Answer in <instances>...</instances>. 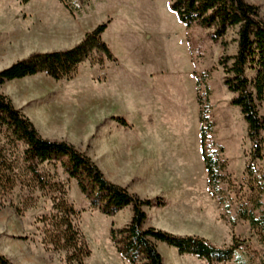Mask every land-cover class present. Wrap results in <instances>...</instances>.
Returning a JSON list of instances; mask_svg holds the SVG:
<instances>
[{"label":"rangeland","instance_id":"obj_1","mask_svg":"<svg viewBox=\"0 0 264 264\" xmlns=\"http://www.w3.org/2000/svg\"><path fill=\"white\" fill-rule=\"evenodd\" d=\"M247 1L259 7L264 19V0ZM156 2L157 12H146V7L137 10L143 7L141 5L146 3L145 0H75L74 4L80 14L72 15L59 0H0V72L34 53L71 49L81 43L87 33L107 22H110L108 28L112 25L113 30H109L104 41L117 57L122 46L114 35L115 31H120L121 24L131 19H146V25L150 27V34L154 38L157 36L155 32L159 31V44L151 51L153 57L156 52L163 59L170 39L168 33L162 32L161 24L156 23V20L168 21L170 24L180 21L169 8L170 0ZM236 32L233 29L226 34L223 40L227 43V48L224 49L221 42L216 43L210 39L209 30L193 27L188 31L191 63L200 86L199 96L204 100L207 122L212 125L209 134L215 125L216 133H221L220 138L223 139L221 141L224 146H217L215 153L225 164L219 188L229 211L225 210L213 191L215 201L222 208L219 226L210 217L179 218L177 215L182 213L174 210L172 205L168 206L165 197L148 198L158 199L163 205L145 209V228H156L177 236H198L217 248H238L237 256L232 261L219 264H237L236 259L243 264H264V243L259 241L250 224L239 218L238 213L242 205L252 209L251 184L245 170L242 176L234 177L229 169V163L237 172L243 167L242 152L246 158V169L251 151L247 124L243 118H239L236 124L231 121L230 127L236 131L235 136H229L227 132L228 120L234 113L227 111L233 108L230 105L232 95L223 85V70L219 66V59L223 55L236 54ZM174 50L177 54L182 52L178 45ZM98 58L97 54L92 56V59ZM92 59L84 62L71 80L55 81L45 74H39L0 85V94L11 99L14 106L32 121L43 138L73 145L98 163L96 164L107 180L127 188L130 193L143 200H148L146 179H139L141 173L134 171L132 166L131 169L128 168V145L134 140L131 132L134 126L125 117L111 115V105L102 111L96 106L95 90L100 85L103 90L108 87L112 67L116 65L105 61L100 66ZM211 96L213 105L210 103ZM193 113V105L184 100L183 118H164L160 121V124L165 122L168 125L166 130L171 134L180 129L187 134L190 148L195 126ZM260 113L264 116V104L260 107ZM238 114L241 116L240 111ZM118 118L124 119L127 126L120 124ZM0 140L2 143L5 141L3 136ZM208 146L211 150L215 149L212 139L208 140ZM226 153L229 154L230 161L224 156ZM40 169L56 175L67 186L68 200L78 212L76 224L91 250V255L84 264H129L113 246L110 228L112 224L116 228L129 224L131 208L124 209L114 217H107L91 208L76 180L69 178L60 163L45 164ZM256 170L259 176L264 174V160L256 163ZM27 194V191L18 188L11 198L0 202V255L6 256L13 264H68L66 253L54 252L43 243L44 228L39 220L53 213L52 202L37 194L30 205ZM261 199L264 203V195ZM157 247L165 264H208L195 256L181 255L163 243H157Z\"/></svg>","mask_w":264,"mask_h":264},{"label":"trees","instance_id":"obj_2","mask_svg":"<svg viewBox=\"0 0 264 264\" xmlns=\"http://www.w3.org/2000/svg\"><path fill=\"white\" fill-rule=\"evenodd\" d=\"M72 15H79L75 0H59ZM169 8L189 31L193 27L209 30L213 42H221L226 34L237 32V52L223 55L219 66L223 70V85L232 95L230 105L237 107L247 124V136L251 151L245 174L251 184L252 209L242 205L239 218L250 224L261 243H264V174L258 175L256 163L264 160V116L260 107L264 104V19L259 7L247 0H170ZM110 22L99 25L87 33L75 47L47 53H34L0 72V85L15 80L45 74L55 81L75 78L80 66L92 59L100 66L105 61L117 63V59L102 36ZM189 40V37H188ZM198 90H200L198 82ZM200 104V123L203 157L209 174L213 194L219 197L226 211L228 206L221 197L220 182L225 164L208 146L212 125L207 122L204 100ZM127 126L124 119H117ZM0 202L7 201L16 189L27 191L30 205L35 196L47 197L53 204V213L39 222L44 228L43 243L54 252L66 253L68 264H84L91 250L85 236L76 224L78 212L68 200L65 183L56 175L42 172L41 166L60 163L70 179H74L92 209L107 217H114L130 207L132 217L125 227L110 228V240L119 256L129 264H165L157 243L178 250L181 255L195 256L208 264L232 261L238 248H217L198 236H177L156 228H145V209L163 205L160 200H143L122 186L106 179L101 169L86 154L66 142L43 138L32 121L18 110L10 98L0 94ZM22 147V148H21ZM28 205V204H27ZM259 212V215H256ZM237 264H243L236 259ZM0 264H13L0 255Z\"/></svg>","mask_w":264,"mask_h":264},{"label":"crops","instance_id":"obj_3","mask_svg":"<svg viewBox=\"0 0 264 264\" xmlns=\"http://www.w3.org/2000/svg\"><path fill=\"white\" fill-rule=\"evenodd\" d=\"M145 1L146 3L141 5L143 7L137 10L146 7V12H157L156 0ZM169 14L174 17L171 12ZM156 23L161 24L162 32L168 33L170 39L167 41L169 46L163 59H160L156 52L153 57L151 50L159 44V31L155 32V38L152 37L146 19L128 20L121 24L123 29L115 31L114 35L121 43L122 50L116 55L118 61L115 63L116 67H112L110 85L108 84L105 90L102 85L95 90L96 106L102 111L111 105V115L125 117L134 126L131 131L134 140L128 145V168L131 169L132 166L134 171L141 173L139 179H146V199L165 197L168 206L172 205L174 210L182 213L177 217H210L216 226H219L218 219L222 208L212 195L203 157L198 81L191 63L188 30L177 20L170 24L158 19ZM109 30H113L112 25L103 34V40ZM176 45L182 50L180 54L174 50ZM212 98L211 96L210 103L213 105ZM184 100L192 104L194 109L195 126L191 148L187 134L181 129L171 134L166 130L168 125L165 122L160 124L164 118H183ZM227 111L234 113L227 123L228 135L233 136L236 131L230 127L231 121L236 124V121L243 117L239 116L240 110L237 107ZM220 134L216 133L213 125L212 133L209 134V139H212L215 147L213 151H216L217 146H222L223 139ZM241 154L243 167L238 172L229 163L234 177L242 176L245 170L246 158L244 152ZM224 156L230 161L228 153ZM207 211L209 214L206 215ZM186 212L194 214L187 215Z\"/></svg>","mask_w":264,"mask_h":264}]
</instances>
